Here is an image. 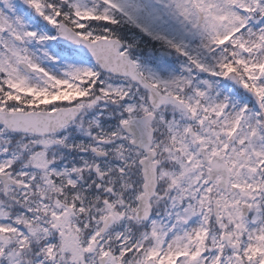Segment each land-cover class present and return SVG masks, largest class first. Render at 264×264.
<instances>
[{"label":"snow or ice","instance_id":"6c2138e0","mask_svg":"<svg viewBox=\"0 0 264 264\" xmlns=\"http://www.w3.org/2000/svg\"><path fill=\"white\" fill-rule=\"evenodd\" d=\"M0 264H264V0H0Z\"/></svg>","mask_w":264,"mask_h":264}]
</instances>
